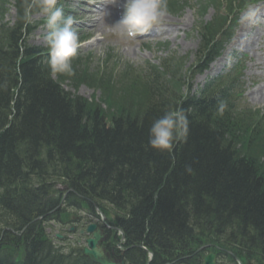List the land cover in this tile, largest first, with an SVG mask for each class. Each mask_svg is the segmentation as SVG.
<instances>
[{
  "label": "trees",
  "instance_id": "obj_1",
  "mask_svg": "<svg viewBox=\"0 0 264 264\" xmlns=\"http://www.w3.org/2000/svg\"><path fill=\"white\" fill-rule=\"evenodd\" d=\"M250 1L217 0L218 15L199 27L189 67L188 56L177 54L144 66L108 55L93 69L91 57L78 55L69 76L53 75L48 47L30 44L36 25L21 19L26 0H0V264H95L82 249L55 245L46 231L50 220L66 222L70 208L89 200L134 246L132 264H146L148 251L151 264H198L199 254L182 257L204 244L264 264V110L243 101L241 67L197 93L191 85ZM10 6L12 24L4 18ZM67 82L100 97L68 90ZM176 108L188 115L187 140L171 153L152 149V121ZM59 185L70 190L51 213L67 192Z\"/></svg>",
  "mask_w": 264,
  "mask_h": 264
},
{
  "label": "rangeland",
  "instance_id": "obj_2",
  "mask_svg": "<svg viewBox=\"0 0 264 264\" xmlns=\"http://www.w3.org/2000/svg\"><path fill=\"white\" fill-rule=\"evenodd\" d=\"M61 6H63V8L64 6L66 7L64 9L65 14H71L76 18L74 27L79 33V36H86L88 38L81 42L78 52L79 54L81 53L82 56H87L88 54L92 55L91 67L93 69L101 64L102 58L104 59L107 54L118 56L121 63L129 62L136 66H141L147 62L159 64L166 55L175 52L182 56L190 55L187 66L194 63L199 37L196 35L195 31H193L197 15L192 7H188L178 15L169 13L162 26H156L146 32L150 34L154 29H160L161 33L158 35L147 37V35L137 33L134 37H127L119 34L112 27L123 15L124 10L120 11L119 9L123 8V0H119L118 3L112 4V9L111 0H86L84 3L83 0H67L65 3L63 2ZM103 8L108 9L107 14H110L113 20L104 25V30H96L92 28L93 18L99 17L97 13ZM93 11L96 13H93ZM212 13V10H210L207 19H209ZM242 16L243 14L241 15L239 27L232 41L239 35V32L244 31L242 29ZM5 18L8 21H13L15 19V11L13 8L7 12ZM44 19H46V17L41 15H34L32 17L34 22H40ZM263 21L264 18H258L256 25L254 24L249 31L250 34L248 37L252 40L254 46L251 48H247L246 46L235 48L232 53L229 54V61L220 71L223 72L228 66L232 65L237 58H243L246 63L245 75L243 78L245 81V97L253 105L261 108H264ZM177 31L179 33L178 35ZM45 33V23L40 22L39 27L30 39L31 44L44 47L47 46L44 40ZM218 73L215 71L214 74H209L201 81H198V79L204 73L196 76L193 81V91L201 89L211 77ZM66 87L70 89L67 85ZM79 93L85 97L91 98L94 89L84 85L80 87ZM97 95L99 96L100 93L97 92ZM47 229L54 238L56 233H63L59 231L58 227H50V225H48ZM63 243V241L57 242L58 245ZM66 245L68 248L72 247L71 243Z\"/></svg>",
  "mask_w": 264,
  "mask_h": 264
},
{
  "label": "clouds",
  "instance_id": "obj_3",
  "mask_svg": "<svg viewBox=\"0 0 264 264\" xmlns=\"http://www.w3.org/2000/svg\"><path fill=\"white\" fill-rule=\"evenodd\" d=\"M119 0H111L112 4ZM123 15L112 27L119 34L134 37L161 25L169 15L168 0H123ZM46 17L44 40L49 49L48 66L53 75H74L72 60L81 46L79 33L74 27L76 18L65 14L58 0H26L21 19L31 22L33 14ZM228 104L219 101L217 112L223 115ZM189 119L183 108L166 111L154 119L149 128L148 144L158 151L172 152L180 141H186ZM187 171H191L188 168Z\"/></svg>",
  "mask_w": 264,
  "mask_h": 264
},
{
  "label": "bare ground",
  "instance_id": "obj_4",
  "mask_svg": "<svg viewBox=\"0 0 264 264\" xmlns=\"http://www.w3.org/2000/svg\"><path fill=\"white\" fill-rule=\"evenodd\" d=\"M261 5L255 7V9H250L248 12H246L243 16V26H244V31L243 33L240 32V35L237 36L235 39V42L232 43V46L227 49L225 54L219 58L216 62L212 64V67L209 71H207L202 77H199L198 81L203 80L205 77H207L210 73H214L215 71H218L220 68L223 67V65L227 62V57L228 53L230 52L231 48L234 46L241 47V46H246L247 48H251L254 45L252 44V40L250 38L246 39V36L248 35V32L252 28V25H254L257 20H258V12L262 10ZM113 8L112 3H111V9ZM108 9H102L98 11V16L93 18V25L92 28L96 30H104V25L107 24L108 22L112 21L110 14H107ZM257 12V13H256ZM93 13H96L93 11ZM163 24V23H162ZM178 35V32H177ZM147 37H150L148 35ZM254 49V48H253Z\"/></svg>",
  "mask_w": 264,
  "mask_h": 264
},
{
  "label": "flooded vegetation",
  "instance_id": "obj_5",
  "mask_svg": "<svg viewBox=\"0 0 264 264\" xmlns=\"http://www.w3.org/2000/svg\"><path fill=\"white\" fill-rule=\"evenodd\" d=\"M94 208L93 209H88L85 210L86 213L84 216L86 217H90V220H95L98 224V227L104 229L105 234L107 235L106 241L104 242V247L109 251V253L115 258V259H120L123 256L122 252H119L117 254V251L115 249V247L113 246V239L117 238V232L116 230H114V225L111 223V220L109 217L105 216L102 217L101 216V212L100 210H98L97 205L93 204ZM96 207V208H95ZM84 222V224L82 225V228L80 227V229H78L79 234L81 235V231L83 229V227L86 225V221L83 220V218H76L75 222H76V226L74 227L73 232H77V227L81 226L80 223ZM83 235V234H82ZM80 242V241H79ZM117 243V241L115 242V244ZM117 247L119 246V242L117 243ZM123 251V250H122ZM120 256V257H119ZM242 264V263H241ZM243 264H247V263H243Z\"/></svg>",
  "mask_w": 264,
  "mask_h": 264
},
{
  "label": "water",
  "instance_id": "obj_6",
  "mask_svg": "<svg viewBox=\"0 0 264 264\" xmlns=\"http://www.w3.org/2000/svg\"><path fill=\"white\" fill-rule=\"evenodd\" d=\"M96 225L92 224L88 227V232H93V237L88 239V246L84 248V255L89 257L92 261L99 264H123L122 261H114L110 254L99 246L102 235L100 232H94ZM214 255L211 254L205 258V264H213Z\"/></svg>",
  "mask_w": 264,
  "mask_h": 264
}]
</instances>
